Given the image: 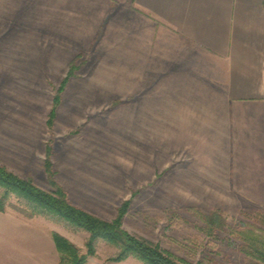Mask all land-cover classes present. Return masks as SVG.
Masks as SVG:
<instances>
[{"label": "rangeland", "instance_id": "rangeland-1", "mask_svg": "<svg viewBox=\"0 0 264 264\" xmlns=\"http://www.w3.org/2000/svg\"><path fill=\"white\" fill-rule=\"evenodd\" d=\"M30 13L0 20V166L52 193L45 165L51 143L52 178L73 205L107 222L122 215L124 231L158 246L174 264H264L246 249L245 230L264 237V179L257 177L264 161L247 144L255 142V134L236 132L234 122L227 144L239 154L228 162H199L200 149L164 138L168 133L160 122L147 133L143 124L130 122L128 84L100 89L96 57L69 59L68 42L54 41L42 23L49 11ZM37 24L40 34L33 31ZM72 62L50 127L54 98ZM241 142L247 146L240 150ZM239 166L247 178L234 171ZM4 215L9 226L24 228L26 242L40 235L56 247L58 233L81 254L88 253L86 231L29 217L10 205ZM119 254L117 247L99 240L86 264H143L133 257L116 261Z\"/></svg>", "mask_w": 264, "mask_h": 264}, {"label": "crops", "instance_id": "crops-1", "mask_svg": "<svg viewBox=\"0 0 264 264\" xmlns=\"http://www.w3.org/2000/svg\"><path fill=\"white\" fill-rule=\"evenodd\" d=\"M44 10L69 59L96 57L100 89L128 84L130 122L146 133L160 122L164 138L198 147L212 165L239 154L227 144L235 122L255 134L247 144L264 161V0H0V20ZM243 167L234 171L247 178ZM8 224L0 212V264H57L52 242H26L24 228Z\"/></svg>", "mask_w": 264, "mask_h": 264}, {"label": "trees", "instance_id": "trees-1", "mask_svg": "<svg viewBox=\"0 0 264 264\" xmlns=\"http://www.w3.org/2000/svg\"><path fill=\"white\" fill-rule=\"evenodd\" d=\"M73 68L72 62L68 74L62 81L54 98V105L48 120L50 127L54 125L62 93L67 86L69 78L72 76ZM52 155L53 148L52 144L49 143L47 145L45 165L50 181L55 187L52 193L36 187L31 181L21 179L3 166H0L1 212H5L10 205L29 217L43 216L52 221L61 222L73 231L88 232L90 237L87 243V255H93L97 242L103 240L120 250L116 261H123L133 257L143 264H174L158 246L138 240L124 231L121 227L122 215H119L113 222H107L73 205L69 201L68 193L56 184L52 178L54 176V168L51 161ZM12 197L17 199L16 204L11 203ZM260 217L264 222V214ZM213 224H216L215 221L212 222ZM245 233L247 234L246 240H248V243H246L247 253L264 262V237L248 230H245ZM54 239L60 254V262L58 264H86L87 255L81 254L80 250L71 241L58 233H54Z\"/></svg>", "mask_w": 264, "mask_h": 264}]
</instances>
